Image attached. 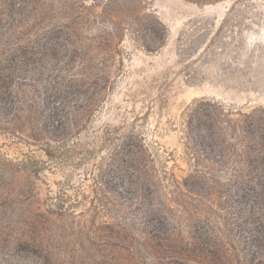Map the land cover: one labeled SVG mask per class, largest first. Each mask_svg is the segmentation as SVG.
Masks as SVG:
<instances>
[{"label":"rangeland","instance_id":"obj_1","mask_svg":"<svg viewBox=\"0 0 264 264\" xmlns=\"http://www.w3.org/2000/svg\"><path fill=\"white\" fill-rule=\"evenodd\" d=\"M0 264H264V0H0Z\"/></svg>","mask_w":264,"mask_h":264}]
</instances>
